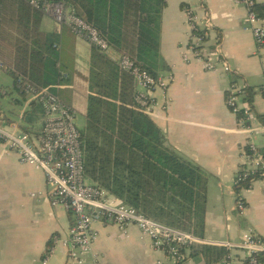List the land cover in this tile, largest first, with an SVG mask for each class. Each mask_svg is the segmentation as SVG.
I'll list each match as a JSON object with an SVG mask.
<instances>
[{
  "label": "crops",
  "instance_id": "crops-1",
  "mask_svg": "<svg viewBox=\"0 0 264 264\" xmlns=\"http://www.w3.org/2000/svg\"><path fill=\"white\" fill-rule=\"evenodd\" d=\"M186 9L197 16L200 25L203 18L209 19L210 27L201 32L205 33L202 50L212 52L217 44L219 59L231 71H223L222 61L216 62L214 70L205 69L200 56L190 50ZM245 14V6L235 0H166L161 15L157 76L169 77L170 83L165 92L153 90L156 103L148 114L162 131L166 145L207 174L203 239L213 242L237 241L250 229L264 238L263 180L254 179L240 190L242 212L233 187L236 172L246 165L243 153L248 142L259 151L264 147V123L259 118L264 115V45L256 44L243 23ZM40 29L60 35L63 78L55 92L75 114L85 115L92 44L48 13L43 14ZM109 49L111 58H120ZM233 82L246 86L243 99L250 105L252 117L244 123L226 104L228 86ZM248 89L253 93L251 100ZM49 190L41 170L19 162L17 154L0 143V264H43L51 246L46 264H206L202 258L190 257V250L183 261L174 262L152 248L134 224L120 228L100 220L92 224L96 237L84 262L68 263L65 250L54 238L67 234L73 217L62 205L50 203ZM259 264H264V258Z\"/></svg>",
  "mask_w": 264,
  "mask_h": 264
},
{
  "label": "trees",
  "instance_id": "trees-1",
  "mask_svg": "<svg viewBox=\"0 0 264 264\" xmlns=\"http://www.w3.org/2000/svg\"><path fill=\"white\" fill-rule=\"evenodd\" d=\"M30 1L0 0V59L21 95L27 94V85L55 91L63 78L60 35L40 29L44 12ZM46 1L73 6L106 39L109 48L157 75L166 0ZM255 10L264 15V2L256 4ZM247 92L251 100L253 93ZM134 94L132 76L120 67L119 59L92 45L85 126L80 130L84 177L138 212L203 237L207 174L166 145L162 131L148 111L135 103ZM43 117L41 105L31 100L25 121L39 122ZM259 118L264 123V115ZM260 152L264 159V147ZM261 171L264 168L235 184V193L239 196L252 180L264 178ZM188 248L190 257L202 258L206 264L220 262L229 252L225 246L203 243H191Z\"/></svg>",
  "mask_w": 264,
  "mask_h": 264
},
{
  "label": "built area",
  "instance_id": "built-area-1",
  "mask_svg": "<svg viewBox=\"0 0 264 264\" xmlns=\"http://www.w3.org/2000/svg\"><path fill=\"white\" fill-rule=\"evenodd\" d=\"M235 1L245 6L246 14L243 23L252 32L256 44L263 46L264 15H259L255 6L260 1L263 3L264 0ZM30 2L44 13L51 14L56 22L67 24L75 35L86 39L93 46L101 50L109 48L106 39L92 24L78 16L73 6L61 1L31 0ZM186 15L190 26L189 48L200 56L205 69L214 70L216 62L222 61L223 71H231L230 65L222 60V57L221 60L219 59L221 52L217 44L214 45L212 52L206 53L202 50L205 33L201 32L210 27L209 19L203 18L202 25H200L197 16L190 9H186ZM119 65L132 76L135 103L149 111L156 103L152 96L153 90L159 88L165 92L170 78L151 74L128 55L120 56ZM1 70L7 71L8 67L0 59ZM245 88V84L230 83L226 98V104L231 111L240 116V123L249 121L252 117L251 107L243 99ZM26 91L32 95L31 100H36L41 105L44 112L43 120L27 123L24 119L25 111L18 114L15 120H9L0 102V143L6 149L14 151L19 162L41 170L50 187L47 192L50 203L62 205L72 214L73 221L67 234L64 237L54 238V241L65 250L68 263H82L85 256L91 252L92 242L96 237V230L92 224L98 220L114 223L120 228L126 224H134L150 240L152 248L163 252L177 263L184 260L185 253L189 250L188 245L191 243L225 246L229 252L221 260L223 264L260 263L261 258L264 257V238L251 229L243 232L237 241L205 240L203 237L154 220L120 201L104 188L90 182L87 183L84 177L80 131L74 122L73 108L64 103L58 94L49 88L35 90L27 85ZM261 93L264 98V86ZM6 95V90L0 87V98ZM20 121L27 123V126H22ZM247 148L248 151L243 153L246 165L236 172L233 187L248 175H254L264 168V159L258 146L249 141ZM260 175L263 176L264 171H261ZM259 179L264 182V178ZM236 204L238 210L242 212L245 206L238 195ZM181 247L184 249L180 250ZM53 248L51 246L47 251L42 260L43 264L47 263ZM94 257L97 256L94 255Z\"/></svg>",
  "mask_w": 264,
  "mask_h": 264
},
{
  "label": "rangeland",
  "instance_id": "rangeland-1",
  "mask_svg": "<svg viewBox=\"0 0 264 264\" xmlns=\"http://www.w3.org/2000/svg\"><path fill=\"white\" fill-rule=\"evenodd\" d=\"M108 54L111 55V50L108 48L106 50ZM112 56V55H111ZM0 87L6 90L7 95L0 98L1 106L3 108V112L7 119L15 120L17 115L26 111L29 107V101L33 98L31 94L27 93L26 95H21L16 89L13 87V79L9 72L0 71ZM74 122L79 128V131L85 126V118L84 113L77 111L74 116ZM22 126H27V123L24 121H20ZM87 183H89L86 180Z\"/></svg>",
  "mask_w": 264,
  "mask_h": 264
}]
</instances>
